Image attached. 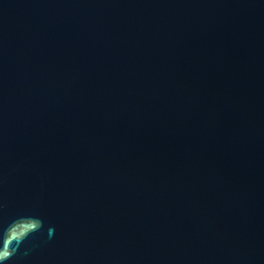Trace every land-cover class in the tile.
Here are the masks:
<instances>
[{
  "label": "water",
  "instance_id": "95a60500",
  "mask_svg": "<svg viewBox=\"0 0 264 264\" xmlns=\"http://www.w3.org/2000/svg\"><path fill=\"white\" fill-rule=\"evenodd\" d=\"M0 260L264 264V0H0Z\"/></svg>",
  "mask_w": 264,
  "mask_h": 264
},
{
  "label": "clouds",
  "instance_id": "9594fccd",
  "mask_svg": "<svg viewBox=\"0 0 264 264\" xmlns=\"http://www.w3.org/2000/svg\"><path fill=\"white\" fill-rule=\"evenodd\" d=\"M25 237L21 238L20 240L22 241ZM11 255H13L12 251L10 254H8V256L6 257V259H8ZM0 264H3V261L0 260Z\"/></svg>",
  "mask_w": 264,
  "mask_h": 264
}]
</instances>
